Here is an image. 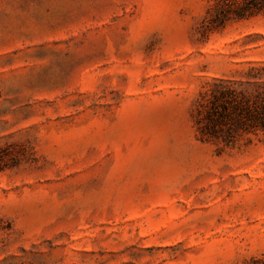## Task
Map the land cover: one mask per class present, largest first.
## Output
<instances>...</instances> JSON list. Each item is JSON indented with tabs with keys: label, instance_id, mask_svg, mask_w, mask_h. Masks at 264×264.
Segmentation results:
<instances>
[{
	"label": "rangeland",
	"instance_id": "obj_1",
	"mask_svg": "<svg viewBox=\"0 0 264 264\" xmlns=\"http://www.w3.org/2000/svg\"><path fill=\"white\" fill-rule=\"evenodd\" d=\"M205 0H0V264H264V141L200 142L201 85L264 63Z\"/></svg>",
	"mask_w": 264,
	"mask_h": 264
},
{
	"label": "trees",
	"instance_id": "obj_2",
	"mask_svg": "<svg viewBox=\"0 0 264 264\" xmlns=\"http://www.w3.org/2000/svg\"><path fill=\"white\" fill-rule=\"evenodd\" d=\"M260 16H264V0H205L196 40ZM191 119L200 142L230 147L243 138L264 141V63H248L204 82L193 99ZM11 167L0 157V172Z\"/></svg>",
	"mask_w": 264,
	"mask_h": 264
}]
</instances>
